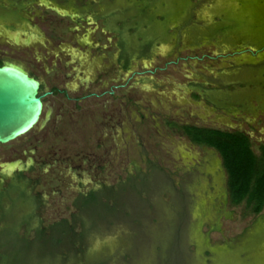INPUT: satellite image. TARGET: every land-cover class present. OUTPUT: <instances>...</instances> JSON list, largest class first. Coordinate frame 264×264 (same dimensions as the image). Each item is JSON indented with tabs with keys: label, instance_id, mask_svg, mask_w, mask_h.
Wrapping results in <instances>:
<instances>
[{
	"label": "rangeland",
	"instance_id": "1",
	"mask_svg": "<svg viewBox=\"0 0 264 264\" xmlns=\"http://www.w3.org/2000/svg\"><path fill=\"white\" fill-rule=\"evenodd\" d=\"M263 45L264 0H0V61L55 90L0 146V264H264V210L232 206L219 154L178 128L261 156L264 50L232 53Z\"/></svg>",
	"mask_w": 264,
	"mask_h": 264
},
{
	"label": "trees",
	"instance_id": "2",
	"mask_svg": "<svg viewBox=\"0 0 264 264\" xmlns=\"http://www.w3.org/2000/svg\"><path fill=\"white\" fill-rule=\"evenodd\" d=\"M141 46L144 48L148 44L143 41ZM127 62L126 59L125 68L128 67ZM3 64L0 61V66ZM178 128L193 144L214 149L219 154L227 174L230 204L238 206L245 203L253 215L259 216L264 210V148L261 156L257 157L252 151L249 137L245 134L187 125ZM111 193L109 189L92 190L83 196V204L85 207L94 208L101 197L109 198ZM58 228L59 226L54 227ZM9 232L11 235L8 237H13L16 233L12 229ZM14 256L12 263L19 264V252H15Z\"/></svg>",
	"mask_w": 264,
	"mask_h": 264
},
{
	"label": "water",
	"instance_id": "3",
	"mask_svg": "<svg viewBox=\"0 0 264 264\" xmlns=\"http://www.w3.org/2000/svg\"><path fill=\"white\" fill-rule=\"evenodd\" d=\"M264 50L245 49L232 53L252 56ZM230 55L220 57H227ZM40 83L20 66L6 63L0 66V146L7 145L27 135L39 123L43 113V96ZM264 252V248L260 250ZM264 256V255H263Z\"/></svg>",
	"mask_w": 264,
	"mask_h": 264
},
{
	"label": "flooded vegetation",
	"instance_id": "4",
	"mask_svg": "<svg viewBox=\"0 0 264 264\" xmlns=\"http://www.w3.org/2000/svg\"><path fill=\"white\" fill-rule=\"evenodd\" d=\"M45 3V2H44ZM47 3H45L44 5H46ZM48 5V4H47ZM75 19H78V18H75ZM79 19H82V18H79ZM88 24H90V22H88ZM121 52H122V57H123V59L126 61V57H124L125 55H124V50H123V48H122V50H121ZM6 63H8V62H4V64H6ZM3 64V65H4ZM23 70H25L24 68H22ZM25 72H27L26 70H25ZM27 74H29V76H31V77H33V78H35L37 81H39V83H40V89H39V95H41V96H43V97H47L48 95H50V94H52L53 92H55V90H52V91H48L47 89H45L44 88V86H43V84L40 82V80L38 79V78H36V77H34L32 74H30L29 72H27ZM14 167V166H13ZM13 167H10V169L11 168H13ZM30 169H32L33 168V164L29 167ZM18 175L21 177V175H22V172H19L18 173ZM5 180V176H2L1 177V180H0V185H2L3 184V181ZM8 190V189H7ZM7 190H1L0 189V223L3 221V218H7L8 217V215L10 214V210L9 211H7V212H4L3 211V209H2V206H1V201H2V199L5 197V195H7L8 194V191ZM5 192H7L6 194H5ZM1 235V234H0ZM11 237V236H10ZM9 238V237H8Z\"/></svg>",
	"mask_w": 264,
	"mask_h": 264
}]
</instances>
